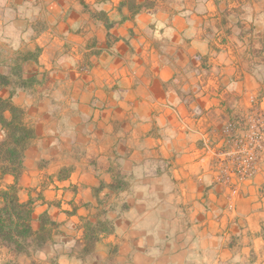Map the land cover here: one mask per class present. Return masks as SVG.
Here are the masks:
<instances>
[{"label":"crops","instance_id":"obj_1","mask_svg":"<svg viewBox=\"0 0 264 264\" xmlns=\"http://www.w3.org/2000/svg\"><path fill=\"white\" fill-rule=\"evenodd\" d=\"M227 17L220 0H0V140L24 146L0 192L32 230L23 251L0 235V264H264V156L233 198L197 160L264 96L259 29Z\"/></svg>","mask_w":264,"mask_h":264},{"label":"built area","instance_id":"obj_2","mask_svg":"<svg viewBox=\"0 0 264 264\" xmlns=\"http://www.w3.org/2000/svg\"><path fill=\"white\" fill-rule=\"evenodd\" d=\"M254 103L246 114L228 121L220 136L206 131L199 147V164L213 175V183L228 189L230 198L257 174L264 156V96Z\"/></svg>","mask_w":264,"mask_h":264},{"label":"trees","instance_id":"obj_3","mask_svg":"<svg viewBox=\"0 0 264 264\" xmlns=\"http://www.w3.org/2000/svg\"><path fill=\"white\" fill-rule=\"evenodd\" d=\"M16 134L17 130L13 128L6 139L0 140V170L2 172L17 174L22 167L24 146H22L23 141L16 138ZM0 196L7 202L0 206V235L6 240L7 245L23 251L26 248L27 239L32 235L29 223L31 204L20 203L13 189L1 191Z\"/></svg>","mask_w":264,"mask_h":264},{"label":"rangeland","instance_id":"obj_4","mask_svg":"<svg viewBox=\"0 0 264 264\" xmlns=\"http://www.w3.org/2000/svg\"><path fill=\"white\" fill-rule=\"evenodd\" d=\"M220 6L223 8L224 12L227 14V23L230 29H244L246 31L252 30L253 28H258L261 34L262 49L264 46V0H220ZM260 12V15L258 14ZM260 17V22L256 20V16ZM232 25V26H231ZM243 32V30L241 31ZM248 40V39H247ZM259 98L261 96H258ZM257 97H252V104L250 105V110L255 107L253 104L254 99ZM253 106V107H252ZM252 107V108H251ZM246 114V113H245ZM244 114H236L225 122V124L234 119L235 117ZM224 124V125H225ZM222 129L219 133L215 132L217 136H220ZM5 240V239H4Z\"/></svg>","mask_w":264,"mask_h":264}]
</instances>
